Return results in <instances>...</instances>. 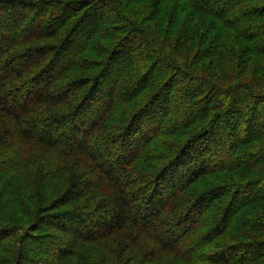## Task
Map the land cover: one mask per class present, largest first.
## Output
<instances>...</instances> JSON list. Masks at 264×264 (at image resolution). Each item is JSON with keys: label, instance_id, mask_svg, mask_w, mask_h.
I'll use <instances>...</instances> for the list:
<instances>
[{"label": "trees", "instance_id": "16d2710c", "mask_svg": "<svg viewBox=\"0 0 264 264\" xmlns=\"http://www.w3.org/2000/svg\"><path fill=\"white\" fill-rule=\"evenodd\" d=\"M133 1L207 73L127 0H0V264H264V0Z\"/></svg>", "mask_w": 264, "mask_h": 264}, {"label": "rangeland", "instance_id": "374dc122", "mask_svg": "<svg viewBox=\"0 0 264 264\" xmlns=\"http://www.w3.org/2000/svg\"><path fill=\"white\" fill-rule=\"evenodd\" d=\"M126 1V0H125ZM128 2V8L130 10V12L133 14V15H136V17L139 19V21H141L143 23V26L146 27V28H150L151 30H153L154 34L157 36V38L159 39V44H161L162 47H164L177 61H184L186 64H189L190 67H193L199 71H203V73H207L206 70H208V64L207 63H204L202 62V60L200 58H197L196 57V54L194 55V52H195V49H193L196 45V42H197V46H200V39H201V36L203 34V31L204 29L206 30L207 28V25H203V24H200L199 22H195L191 29H190V34L192 36V42L193 44L191 45H188V44H184L182 45L181 42H183V40H181L180 42V37H177V34H174L170 37H168V32L165 31V28L163 26V23H164V19L167 15H172V13L174 14V11L172 12L171 10L167 11V13L163 16V18L159 17V19H157L156 21H147L149 18H151L153 16V11L152 10H146L145 8H140L138 9L139 5L138 4H135V1L133 0H127ZM181 28L184 29V23L179 25ZM168 37V38H167ZM195 43V44H194ZM196 46V47H197ZM195 47V48H196ZM191 60H193V62H196L194 63L193 65L190 64ZM139 68L142 67V64L139 63ZM137 65V66H138ZM144 65V64H143ZM249 67H252V63L249 64ZM252 76V80L251 81V84L255 87V89H259L260 87H263L264 86V72H259V73H256L254 76L253 74H251ZM249 79L251 80L250 76H249ZM231 82V80H228V83ZM220 125V123H218ZM219 128V126H218ZM165 140H167V138H165ZM255 144L257 146H263L264 145V133L262 135L261 138H258V140L255 142ZM40 155H43V156H40L41 157H44V158H48L50 157V155L46 152H40L39 153ZM227 171H221V172H217L216 174H211V175H208V176H205L203 177L199 182H197V184L195 185L196 186V189H204L206 187H212L213 186H218V185H223V183L220 181V179L218 181H216V179L218 178V176H221L222 174L224 175ZM255 171L251 172V173H246V176H244L243 178L244 179H249V178H252L254 175H257V173H254ZM231 180V179H229ZM240 179H232L231 181H239ZM223 181V180H222ZM212 183V184H209V183ZM227 182V180H224V183ZM208 183V185H207ZM0 186H3V185H0ZM6 192V191H4ZM3 193V192H2ZM250 211V213L252 212H255V210L257 209H261L264 210V203L260 204L259 205V208H255V207H249L248 208ZM247 209V210H248ZM253 210V211H252ZM263 212V211H262ZM252 234H254L253 232H251ZM241 238V241H245L247 240L246 237H240ZM221 240L223 241H228V240H225L221 237ZM230 242H233V241H229ZM232 244V243H230ZM166 257H169L166 258ZM171 253L166 254L165 253V258L164 260H162V264H170L171 263Z\"/></svg>", "mask_w": 264, "mask_h": 264}]
</instances>
